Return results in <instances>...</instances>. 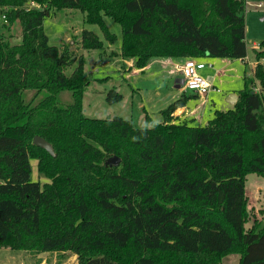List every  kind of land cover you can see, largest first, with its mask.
Returning <instances> with one entry per match:
<instances>
[{
	"label": "trees",
	"instance_id": "obj_1",
	"mask_svg": "<svg viewBox=\"0 0 264 264\" xmlns=\"http://www.w3.org/2000/svg\"><path fill=\"white\" fill-rule=\"evenodd\" d=\"M63 9L84 13L112 43L105 16L119 22L122 57L140 69L155 58L248 56L246 0H0V248L69 251L78 264H221L233 253L238 264H264V224L247 226L246 194L248 174L264 177V41L233 108L206 124L174 116L199 97L183 92L162 121L139 128L85 114V59L51 44L44 28ZM81 43L105 47L87 28ZM31 90L48 94L34 102ZM112 156L119 165L106 164ZM33 160L45 182L33 179Z\"/></svg>",
	"mask_w": 264,
	"mask_h": 264
},
{
	"label": "rangeland",
	"instance_id": "obj_2",
	"mask_svg": "<svg viewBox=\"0 0 264 264\" xmlns=\"http://www.w3.org/2000/svg\"><path fill=\"white\" fill-rule=\"evenodd\" d=\"M259 3L263 4L262 8H258L257 5ZM105 20L110 31L117 35V41L114 43L107 40L99 25L86 23L84 13L75 9L56 11L45 21L44 28L51 44L57 45L61 49L67 46L74 52L76 57H83L85 59L86 70L89 72L91 79V84L85 92L83 101L84 112L87 116L99 118L121 116L132 120L135 126L139 128H149L152 125L151 120H163L161 110L172 103L174 95L178 93V89L175 87L178 86L179 88V83H176L177 78H173L168 74V70L174 65L170 67L168 65L166 67L169 68L164 69L161 63H155L151 69L138 72L139 74L133 73V69L137 68L135 60L127 62L126 60L129 59H124L121 54L122 25L108 16H105ZM246 25L248 56L245 61L241 59L215 58L216 60H220V62L212 69V66L209 67L202 60L204 67L206 66V70L209 72L217 71L218 67H222V73L218 76L216 83L218 85L216 87L220 91H210L205 110H203L204 99L201 97L202 99L199 100L201 104L200 111H204L202 117L203 124H206L212 118L216 109L225 111L233 108L234 103L228 101V97L234 92L238 93L244 87V77L246 75L254 76V68L257 64L255 57L256 50L261 48V43L264 41V0H248ZM84 28L98 34L104 41L105 47L97 50L84 49L81 43V33ZM8 34L14 35L12 39L13 43H19L22 34L20 24L14 25ZM261 62L264 64V59ZM77 64L78 62L67 68L66 73L70 75ZM255 85L258 89L260 88L258 82ZM112 89L123 94L121 101L116 103L108 102L107 96ZM47 94L48 91L45 90L40 93L32 90L25 92L27 100L34 102L41 100ZM59 99L63 104H68L72 100L71 92H61ZM177 113L179 111H176L175 114ZM32 165L34 167L33 179L45 182L47 179L37 171L35 160L32 161ZM246 194L249 200V210L253 213L251 221H249L247 226H251L254 219L260 220L264 224V177L256 173L248 174ZM21 251H23L26 260L30 255L35 257L38 254L49 252L50 254H46L38 259V261L47 260L48 264L53 263L52 261L56 258L54 257L55 253L58 254H56L58 261L63 257L67 258L75 255L69 251ZM238 263L239 255L236 253L227 255L221 262V264Z\"/></svg>",
	"mask_w": 264,
	"mask_h": 264
},
{
	"label": "crops",
	"instance_id": "obj_3",
	"mask_svg": "<svg viewBox=\"0 0 264 264\" xmlns=\"http://www.w3.org/2000/svg\"><path fill=\"white\" fill-rule=\"evenodd\" d=\"M131 60H133V59H131ZM131 60H126V61L130 62ZM185 60L186 59H184V58H178V59L155 58V59H152L147 64V66H145L144 68H141V69L140 68H134L133 73L136 72L137 74H139L138 72H142V71L144 72L148 69H151L155 65V63H161V65L164 67V69H167L171 65H174L173 67H171V69L168 70V74L171 75L173 78L175 77V78L179 79L178 80L179 88H178V86H175L178 89V93L176 95H174V97H173L174 100H176L181 96V94L183 92H186L187 94H194L193 91H190V90L185 91L183 89V86H182L183 83L181 80H183V75L181 74L182 72L180 70H178V66H181L182 64H184ZM198 60L201 62L203 60V62H205L206 65H208L209 67L212 66V69H213V67L218 65L220 62V60H216L215 58H211V57H204V58H201ZM245 60H242V61H245ZM168 65H169V67H166ZM206 69H207L206 66L204 68H202L200 70L201 74L204 75L205 77H207L215 86H218L216 83H217L218 76H220L222 73V67H218L217 71H212V72H209ZM234 93H236L238 95L237 92H234ZM201 97L202 96L199 95L198 98H192L189 100V102L186 106L179 108V110L183 112L182 116L195 118L196 122L202 123V117H203L204 111L203 112L200 111L201 110V104L199 103V100L202 98L204 99L203 110L206 109V107H207L206 104L208 103V101H207V98H204V97L201 98ZM228 101H229V97H228ZM189 115H192V116H189ZM46 254H50V253L47 252V253H43V254H38V256H35V257L33 255H30L29 258L26 260L24 258L23 251H17V250H12V249L3 247V248H0V264H48L47 260L38 261L39 258H42ZM56 254L57 253H55V256H54L56 258L54 259V261H52L53 262L52 264H57V263H59V264H78V260H77L76 255H71L67 258L63 257L62 259H60L58 261V256H56Z\"/></svg>",
	"mask_w": 264,
	"mask_h": 264
},
{
	"label": "built area",
	"instance_id": "obj_4",
	"mask_svg": "<svg viewBox=\"0 0 264 264\" xmlns=\"http://www.w3.org/2000/svg\"><path fill=\"white\" fill-rule=\"evenodd\" d=\"M248 3V0H246ZM38 4L31 2L28 6H36ZM258 8H262L263 4L259 3ZM204 68V64L198 59H187L184 64L178 66V70L182 72L183 75V89L185 91L190 90L198 93L200 96L207 98L210 91L214 90L219 92L218 89L207 77L201 74L200 70ZM258 89V88H257ZM176 111L179 113L175 114ZM174 116H182L183 112L177 109ZM182 114V115H181ZM183 117V116H182Z\"/></svg>",
	"mask_w": 264,
	"mask_h": 264
},
{
	"label": "water",
	"instance_id": "obj_5",
	"mask_svg": "<svg viewBox=\"0 0 264 264\" xmlns=\"http://www.w3.org/2000/svg\"><path fill=\"white\" fill-rule=\"evenodd\" d=\"M178 80H179V79L176 80V83H178ZM181 81H182V83H183V80H181ZM182 83H181V84H182ZM181 84H180V85H181ZM237 100H238V95H237L236 93H232V94H230V96H229V101H230V102H232V103L235 104V103L237 102ZM34 143H35L36 145H38V146L44 147V148L48 149L49 151L53 152V149H52L51 144L48 143V142H47L44 138H42L41 136H38V135L35 136V138H34ZM120 162H121L120 157H118V156H112V157H110V158L107 159L106 164L112 166V165H119Z\"/></svg>",
	"mask_w": 264,
	"mask_h": 264
}]
</instances>
